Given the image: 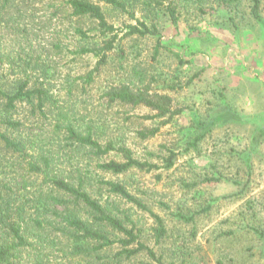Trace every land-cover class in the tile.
Here are the masks:
<instances>
[{
    "label": "rangeland",
    "instance_id": "rangeland-1",
    "mask_svg": "<svg viewBox=\"0 0 264 264\" xmlns=\"http://www.w3.org/2000/svg\"><path fill=\"white\" fill-rule=\"evenodd\" d=\"M14 3L18 6L0 14V53L10 52L13 58L38 43L50 49L53 42L64 46L59 55L55 50L48 58L47 53L41 55L47 62L54 57L51 92L60 101L74 104L79 112L85 106L92 115L101 110L100 93L109 82L143 74L172 96L174 107L182 108L147 139L137 131L160 121L144 118L154 114L148 108L114 106L104 115L135 157L157 165L151 171L134 168L105 175L124 181L129 192L162 216L167 236L155 244L148 236L153 225L149 214L123 204L139 220L145 243L163 255L165 263L264 264V135L255 139L264 130V0L258 17L251 13L250 0H203L200 9L196 0H173L179 12L176 23L162 11L144 17L141 3L127 7L156 27L155 34L146 36H126L127 25L135 19L100 3L118 37L84 93V81L78 77L94 68L98 57L73 51L101 40L96 22L80 19L88 35L81 40L73 30L75 16L50 18L53 9L42 0ZM24 27L31 33L30 46L19 31ZM7 68L2 63L0 73L8 74ZM66 78L72 82L71 96L66 94ZM171 152L174 162L166 168L164 158ZM139 259L152 261L145 255Z\"/></svg>",
    "mask_w": 264,
    "mask_h": 264
},
{
    "label": "trees",
    "instance_id": "trees-1",
    "mask_svg": "<svg viewBox=\"0 0 264 264\" xmlns=\"http://www.w3.org/2000/svg\"><path fill=\"white\" fill-rule=\"evenodd\" d=\"M15 1L0 0V14L5 16L10 7L18 6ZM42 1L53 9L50 18L75 16L73 30L81 40L88 35L79 24L80 19L88 17L96 22L101 40L73 51L79 56L92 53L98 57L94 68L78 77L84 81L83 93L85 85L94 80V72L106 64L118 37L100 3L135 19V24L127 25L126 36H146L157 31L153 24L139 20L134 10L127 8L137 3H141L144 17L162 11L171 23H176L179 15L173 0ZM202 1L196 0L199 9ZM250 2L251 13L258 17L260 0ZM19 31L30 46L31 33L25 27ZM159 46L158 38L154 54ZM34 47L30 51L36 54L27 53L26 48L13 58L10 52L0 53V67L2 63L8 67V74L0 73V264H127L132 260L134 264H173L165 263L163 255L145 243L139 220L123 204L130 203L149 214L153 225L148 236L155 244L167 236L162 216L129 192L124 181L105 176H118L134 168L151 171L157 165L135 157L121 132L115 133L116 127L104 115L114 106L148 108L154 114L144 118L160 121L158 126L137 131L141 139H147L182 108L174 107L170 94L159 91L152 80L138 74L109 82L100 93L97 107L101 110H96L94 116L85 106L84 112H79L74 104L52 94L55 70L50 62L54 57L48 62L41 58L44 53L47 58L48 54L53 55L54 50L59 55L64 46L53 42L51 49L39 43ZM23 52L25 56H21ZM15 57H20L19 61ZM68 80L66 94L71 96L73 86ZM130 118L125 116L124 120ZM263 135L264 130L255 139ZM110 153L119 159L109 158ZM173 157L171 152L164 158L166 168L172 166ZM140 255L152 261L140 260Z\"/></svg>",
    "mask_w": 264,
    "mask_h": 264
}]
</instances>
